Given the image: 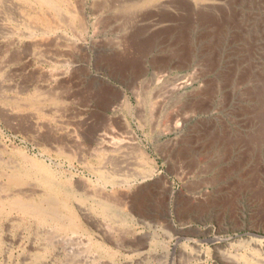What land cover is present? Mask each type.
<instances>
[{
  "label": "rangeland",
  "instance_id": "374dc122",
  "mask_svg": "<svg viewBox=\"0 0 264 264\" xmlns=\"http://www.w3.org/2000/svg\"><path fill=\"white\" fill-rule=\"evenodd\" d=\"M56 1L0 0V193L26 152L88 230L0 215V264H264V0Z\"/></svg>",
  "mask_w": 264,
  "mask_h": 264
},
{
  "label": "bare ground",
  "instance_id": "6f19581e",
  "mask_svg": "<svg viewBox=\"0 0 264 264\" xmlns=\"http://www.w3.org/2000/svg\"><path fill=\"white\" fill-rule=\"evenodd\" d=\"M35 1L40 3V5L44 7L51 8L52 10L53 8L57 10V7L59 8L58 4H62L63 6V3H58V1L56 0ZM63 1L65 0H62L61 2ZM62 6L60 5V7ZM39 18V20L48 22V18L44 15H40ZM107 137L109 136H104V142L119 140L114 138L108 139ZM111 137L114 136L111 135ZM122 141L123 140H121V142H117H120L119 144H122ZM25 153H17V155H19V160L21 161L20 164L18 166L10 167V170L8 171V173H6L8 186L13 187L15 190L11 191V193L9 192L10 194L8 195H2L0 193V215H8L16 212L22 217L30 218L40 225H51L55 229H57V231L59 230L65 233L87 232L88 228L87 230H85L86 228L85 226L83 227L81 220L76 213L77 211L73 206L74 200L82 203L84 202V198H86V196L84 197V194L82 195L81 193H77L68 186L70 178L68 182L65 179H61V177H59L58 173L56 172L57 170L54 171L49 166V164L45 163V161L31 156L27 157ZM2 165L3 163L0 161V167L3 168L4 166ZM102 173L104 183H112L113 185L116 184L115 176H111L104 171H102ZM31 183H36L42 188L43 191L41 190V194L38 195V197H34L33 192H28V190L24 188L27 184ZM132 183L135 184V180H133ZM132 183H130V185H132ZM97 209L101 215L109 219L114 218L117 214L116 208L109 200L107 201L103 199L98 201ZM95 242H97L95 244V247H97V249L101 247L105 248L106 246V244L99 242L98 240H95ZM109 254H112V252Z\"/></svg>",
  "mask_w": 264,
  "mask_h": 264
}]
</instances>
